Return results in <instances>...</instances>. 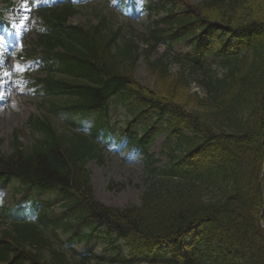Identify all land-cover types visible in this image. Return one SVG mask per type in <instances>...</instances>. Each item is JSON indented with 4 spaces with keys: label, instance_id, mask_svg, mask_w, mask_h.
Listing matches in <instances>:
<instances>
[{
    "label": "trees",
    "instance_id": "trees-1",
    "mask_svg": "<svg viewBox=\"0 0 264 264\" xmlns=\"http://www.w3.org/2000/svg\"><path fill=\"white\" fill-rule=\"evenodd\" d=\"M160 2L147 6L161 18L150 25L148 48L142 51L151 87L135 79L139 45L133 40L120 44L121 29H112L108 20L71 25L78 10L69 5L42 13L46 32L28 51L43 54L46 77L39 81L51 116L31 118L29 144L16 132L12 153H0V184L17 179L26 187L51 190L56 200L1 216L0 229L6 228L0 230V264H264L259 221L264 206V0ZM181 43L194 53H164L152 60L161 45ZM172 61L182 68L176 75L170 71ZM192 83L204 90L203 97L191 93ZM110 97L134 122L143 121L141 137L131 131L120 135L138 146L146 168L158 160L145 145L155 132L166 141L165 167L151 170L154 176L140 204L125 209L96 200L87 169L91 161L101 162L112 134L104 122ZM73 113L92 115L94 127L72 121ZM62 114L68 118L64 131L50 119ZM55 204L58 217L49 211L35 224L20 219ZM194 226L200 229L197 235L184 242L185 231ZM58 232L70 238L55 248ZM93 236L102 239L109 257L71 247ZM168 241L179 242L181 251L156 254Z\"/></svg>",
    "mask_w": 264,
    "mask_h": 264
},
{
    "label": "rangeland",
    "instance_id": "rangeland-1",
    "mask_svg": "<svg viewBox=\"0 0 264 264\" xmlns=\"http://www.w3.org/2000/svg\"><path fill=\"white\" fill-rule=\"evenodd\" d=\"M199 0H192V2H197ZM14 4L13 9L5 11V18L14 22L13 27H15L19 33L18 36L7 33L6 37H0V56L5 55L9 60L16 58L17 53H24V41L28 42L29 39H35V34H31L29 37L27 34L24 36V31H22L24 26H29L31 29L36 25L37 19L32 12V2L33 0H11ZM110 6L115 9L117 0H110ZM139 2V1H138ZM142 0H140V3ZM99 4V3H98ZM97 10L102 12L109 20L112 21L114 25H124V32L126 34L134 33L135 36L141 37L146 34L147 29V18L145 15L140 20H135L130 23L127 19L129 16V11L125 10L123 12H111L109 7H98ZM87 5V4H86ZM2 6V5H1ZM95 4H89V6H84L89 9H83L82 12L72 20L74 24H87L90 21L96 22V17L93 15L92 10ZM125 8L129 7L125 4ZM124 8V9H125ZM131 10V9H130ZM29 32V31H27ZM28 37V38H27ZM14 40V44L10 41ZM5 42V43H4ZM9 42V44L7 43ZM11 46V47H10ZM164 48H159L155 53L157 58L166 52ZM176 52L181 54L192 53L193 50L185 45H179L175 48ZM5 58V61H6ZM5 61H3L5 63ZM31 66V65H30ZM136 77L143 86L151 87L153 85V79L148 70L146 61L140 58L136 65ZM34 69H37L35 67ZM179 68L175 65L172 66V72L177 73ZM12 75L5 68L0 72V151L6 155L12 152V136L16 130H22L25 127L26 121L31 116H38L39 106L41 104V99L39 97H34L32 88H24L22 86L14 88L10 85L9 79ZM34 76H40V74ZM7 90L6 94L4 91ZM199 88L195 85L192 86V92H197L201 95ZM125 117L121 114L114 115L112 118L113 125L118 124L119 126L125 124ZM162 140H157L151 145L150 152L152 154L158 155L161 152L160 144ZM123 147V145L121 144ZM134 148L122 150L121 147H117L110 151H105L103 163L99 164L97 162H91L89 164V169L92 172V184L94 189V194L97 200L105 205L125 208L127 206L138 204L142 192L145 190L147 185L146 180L148 178V172L145 169L143 162V157H136ZM159 157V155H158ZM162 163L158 164L161 166L165 161L162 156L159 157ZM11 189L8 191L7 196L11 194ZM20 197V195L18 196ZM79 251L82 247L79 246ZM98 252H102L99 248Z\"/></svg>",
    "mask_w": 264,
    "mask_h": 264
}]
</instances>
